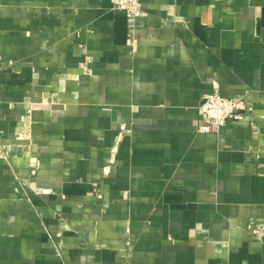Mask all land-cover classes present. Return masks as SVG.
Wrapping results in <instances>:
<instances>
[{
    "label": "crops",
    "instance_id": "1",
    "mask_svg": "<svg viewBox=\"0 0 264 264\" xmlns=\"http://www.w3.org/2000/svg\"><path fill=\"white\" fill-rule=\"evenodd\" d=\"M141 5L0 0V264H264V0Z\"/></svg>",
    "mask_w": 264,
    "mask_h": 264
},
{
    "label": "built area",
    "instance_id": "2",
    "mask_svg": "<svg viewBox=\"0 0 264 264\" xmlns=\"http://www.w3.org/2000/svg\"><path fill=\"white\" fill-rule=\"evenodd\" d=\"M110 2L113 8L123 10L135 19L143 15L141 0H110ZM88 61V57H86L80 64L82 69H87ZM199 110L200 119L197 131L205 133L221 128L228 119H242L243 114L249 112L250 108L242 99L222 97L215 87L212 92L202 96ZM35 172L33 167L31 174H35ZM47 192L48 190H41V193ZM95 195L97 198L101 197L100 193L96 191ZM122 197L126 199L127 192H123ZM247 230L256 239L261 240L264 238V219L258 222L249 221Z\"/></svg>",
    "mask_w": 264,
    "mask_h": 264
}]
</instances>
